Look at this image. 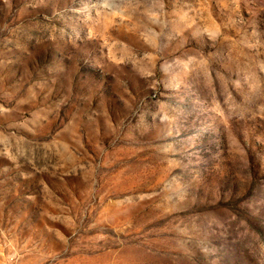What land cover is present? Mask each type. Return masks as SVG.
<instances>
[{"label":"rangeland","instance_id":"obj_1","mask_svg":"<svg viewBox=\"0 0 264 264\" xmlns=\"http://www.w3.org/2000/svg\"><path fill=\"white\" fill-rule=\"evenodd\" d=\"M0 264H264V0H0Z\"/></svg>","mask_w":264,"mask_h":264}]
</instances>
